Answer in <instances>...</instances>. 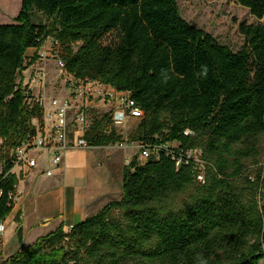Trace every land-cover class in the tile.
<instances>
[{
    "label": "trees",
    "instance_id": "1",
    "mask_svg": "<svg viewBox=\"0 0 264 264\" xmlns=\"http://www.w3.org/2000/svg\"><path fill=\"white\" fill-rule=\"evenodd\" d=\"M259 22L239 26L232 52L188 24L177 0H21L13 24L0 25V225L12 213L18 180L12 152L34 134L42 110L22 86L26 52L51 38L66 71L125 92L143 112L126 142L150 149L122 170L120 201L65 231L64 225L0 264H259L264 259V0H236ZM46 20L35 24L33 15ZM113 35L114 41L104 42ZM27 63V64H26ZM91 147L123 142L111 113H89ZM198 150L175 167L164 150ZM168 147V146H167ZM170 149V148H168ZM178 212L153 207L193 189Z\"/></svg>",
    "mask_w": 264,
    "mask_h": 264
},
{
    "label": "rangeland",
    "instance_id": "2",
    "mask_svg": "<svg viewBox=\"0 0 264 264\" xmlns=\"http://www.w3.org/2000/svg\"><path fill=\"white\" fill-rule=\"evenodd\" d=\"M20 4L21 0H0V25L14 23V19L20 10ZM177 5L181 17L188 24L210 34L219 44L228 47L234 53L241 51L245 44L239 26L242 24L246 26L257 25L259 23L236 0H177ZM45 20L41 14L35 13L33 15V22L35 24L44 23ZM49 39L44 41L41 47L42 51L50 48L51 43ZM111 41H114L113 35L107 36L104 40L106 43ZM28 52L30 56L26 59L27 63L37 51L30 49ZM32 52L33 54H31ZM21 76L23 88L27 87L29 90L27 82L36 91L35 96L30 91L31 96L28 98L34 101L38 100V97L42 94L39 78L45 77L44 93L49 98L60 97L66 84L65 75L61 74L50 60L46 63L36 60L33 65L26 66ZM96 108L95 112L97 114H107L112 109L110 106L102 107L100 105ZM138 122L139 120L137 119L129 118L126 126L116 128V131L126 141L128 140L129 133L136 127ZM3 143L4 141L0 139V146ZM127 146L123 148L104 147L90 151L78 150L66 152L62 154L60 164L62 172L60 173L53 167H50L53 173L51 177H47L39 172L41 169L46 171L48 165L44 163L39 164V169L35 171L34 175L26 177L21 181L18 190L17 202L22 214L26 216V236L33 238L35 235L36 241L39 237L58 229L61 224L65 227V224L60 222L59 225L54 224L42 230L40 223L46 221L47 219L45 220V218L53 219L57 218L59 213L63 214L65 204L63 195H59L58 193L60 191L59 188L65 189L68 186L80 185L83 181L82 175L85 177L84 188L88 191L93 187L98 191L97 195L93 198L94 200L86 206L85 210L88 216L96 215L111 202L120 201L122 197L121 176L123 168L135 156H137L140 164L145 162L139 158V152L136 147L137 143L127 144ZM167 146L177 148L178 144L170 143ZM261 161H264V158ZM15 173L19 182L20 174L17 171ZM58 179H60V184L57 185ZM193 191L194 188L190 189L186 194L172 196L164 202L153 205V207L159 209L162 213L181 211L189 203ZM262 205L264 207V193L262 195ZM32 224H35L34 227H31ZM65 231L68 230L65 229ZM43 232L44 234H42ZM259 264H264V259Z\"/></svg>",
    "mask_w": 264,
    "mask_h": 264
},
{
    "label": "built area",
    "instance_id": "3",
    "mask_svg": "<svg viewBox=\"0 0 264 264\" xmlns=\"http://www.w3.org/2000/svg\"><path fill=\"white\" fill-rule=\"evenodd\" d=\"M49 40L50 48L46 51L40 49L36 55L40 62L52 61L61 74L65 75L66 84L60 97L49 98L44 93L45 77L39 78L42 94L38 100H32L40 106L42 118L40 121L32 120L34 134L28 136L12 152L13 168L10 172L14 174L15 170H18V173H22L23 170H38L39 164L44 163L48 165V169L39 171L47 177H51L53 173L50 167L57 169L60 166L62 154L69 151H90L104 148L91 147L84 140L85 131L90 123L89 113L95 111L98 105L112 108L110 110L111 121L115 128L125 127L129 118L140 120L143 117V112L136 107L128 93L117 91L115 88L98 81L75 79L68 74L62 59L60 43L53 39ZM34 80L35 78L33 83ZM32 100L28 99V103ZM127 144L129 143L123 141L108 147L123 148L128 147ZM136 147L139 158L146 161L150 149L139 144ZM159 150L166 151L176 168L193 162L200 171L197 180L203 183L206 164L201 160V154L198 150L184 151L169 146L155 147L156 153ZM8 196L15 203L16 198L11 193Z\"/></svg>",
    "mask_w": 264,
    "mask_h": 264
},
{
    "label": "crops",
    "instance_id": "4",
    "mask_svg": "<svg viewBox=\"0 0 264 264\" xmlns=\"http://www.w3.org/2000/svg\"><path fill=\"white\" fill-rule=\"evenodd\" d=\"M28 54H29V52L27 51L26 57L30 56ZM31 54H33V52ZM37 61H39V60L37 59ZM26 84L29 85V90L35 96L36 91L32 88V85L27 83V82H26ZM62 94H63V91H62L61 95ZM50 96H52V95H50ZM36 170L37 169L23 170L22 173H19L20 174L19 175L20 181L18 182V186L16 189L17 194H16L15 207H14L12 213L9 215V217L0 225V238L2 240V254H3L2 258H3V260H6L9 257L13 256L20 248V245L18 243L17 236H16V229H17V224L15 223L16 213H20L23 245L25 247H27V246H30V244H32L35 241V235L33 236V238L26 236V231H25V220H26L25 218H26V216L22 214V212L20 210V206H19L17 201H18V190H19V186H20L21 181H23L26 177L34 175ZM56 170L59 171L60 173L62 172L60 166ZM15 171L18 172V170H15ZM86 171H87V169H86ZM15 176L17 177L16 173H15ZM82 180L83 181L80 185L68 186L65 189L59 188L60 191H58V193H59V195H61V194L63 195L65 210H64L63 214L59 213L57 215V218H53V219L52 218H45V220L46 219L47 220L44 222L42 221V223H40L42 230H45L54 224L59 225L60 222L65 224L66 230H69L74 225L82 222L88 216L87 212L85 210L86 206H87V204H89L91 201L94 200L93 198L97 195L98 191L96 188H93V187H91L87 191L84 188L85 177L83 175H82ZM56 183H57V185L60 184V179H58V182H56ZM34 225L35 224H32L31 227H34ZM42 234H44V232Z\"/></svg>",
    "mask_w": 264,
    "mask_h": 264
}]
</instances>
